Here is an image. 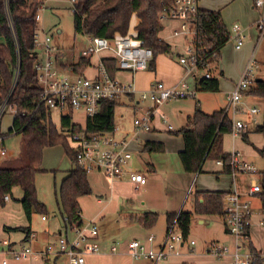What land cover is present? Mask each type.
I'll list each match as a JSON object with an SVG mask.
<instances>
[{"label":"trees","instance_id":"trees-1","mask_svg":"<svg viewBox=\"0 0 264 264\" xmlns=\"http://www.w3.org/2000/svg\"><path fill=\"white\" fill-rule=\"evenodd\" d=\"M39 0H0V101L7 98L16 108L9 131L21 135L23 162L18 165H0V205L3 196L9 195L13 187H20L22 197L20 203L24 214L30 220L33 210L45 213L46 207L38 200L35 187V174L41 171L43 150L46 147L60 145L64 154L72 163L71 169L61 180L56 190L57 209L68 229L81 226L78 197L91 193L86 173L75 161V151L67 138L59 133L53 124L50 112L43 105L35 106L41 86L34 69L35 54L33 50L34 34L36 33L35 15ZM172 5V0H73L72 25L75 33L111 38L115 32L125 34L133 13L140 19L136 25L138 37L153 52L152 66L155 56L170 53L171 46L158 37L163 29L159 15ZM229 40V30L225 27L219 10L198 9L195 15V34L192 47L198 57L197 69H205L220 57V49ZM108 73L113 76L117 71L115 59H101ZM89 63V58L80 57L77 63L71 64L73 70L80 74ZM18 70V77L13 86V76ZM209 72H212L209 70ZM197 91H218V78H200L196 85ZM247 95L261 98L264 109V79L255 82L246 91ZM117 102L105 100L93 119H86L85 130L90 132H108L115 126V107ZM61 126L73 132H81L84 127L72 123L70 112L63 113ZM239 130L242 141L248 143L247 132ZM232 132L231 118L223 109L211 113L203 112L198 106L187 117L185 127L176 131L183 140V149L178 153L182 169L187 173L202 171L207 159L227 160L229 153L222 150V138ZM254 132L264 136V110L261 123L256 124ZM264 159V148H255ZM143 151L155 153L164 151L161 142L146 141ZM222 173L231 174L229 166L222 167ZM262 192L255 194L260 201L264 214V168L260 171ZM225 191L192 190L188 196L190 210L182 209L177 213L165 214L166 229L174 221L184 239L189 234L190 222L194 215L216 216L224 220L222 198ZM146 229H150L157 221L158 213L144 212L135 216ZM18 229V228H17ZM25 230L26 238L29 234ZM165 229V230H166ZM227 232V230H226ZM250 226L244 227L242 234L246 251L251 254L249 264H264V257L250 241Z\"/></svg>","mask_w":264,"mask_h":264},{"label":"built area","instance_id":"built-area-1","mask_svg":"<svg viewBox=\"0 0 264 264\" xmlns=\"http://www.w3.org/2000/svg\"><path fill=\"white\" fill-rule=\"evenodd\" d=\"M199 0H172V5L161 12L160 21H177V27L173 35L191 36V41L186 47L185 56L179 57V62L197 68L198 57L192 47L193 35L195 34V15L199 9ZM253 5L258 9V17L254 22L257 31L255 48L241 74L239 81L234 85L233 90L227 98V104L223 112L231 117L232 133L236 134L244 129L246 124L236 119L235 116L244 112L249 113L256 122L255 117L262 115L263 106L246 104L243 97L246 91L253 84L255 71L258 65L254 54L260 43H264V0H253ZM41 7L38 8L40 10ZM36 22L39 20V13L35 15ZM244 34L238 24H233L229 31V40H232L234 48L239 49L244 42ZM86 44L77 52V56L90 58L95 54L107 52L115 59L117 71L127 72L132 77L142 70H147L153 59L152 50L147 47L144 40L138 37L136 26L130 27L125 34L115 32L111 38H104L93 35H86ZM35 54L34 69L41 86L39 97L35 106L43 105L51 111L74 112L83 110L86 119H93L99 112L101 103L105 100L118 101L121 98L137 92L139 101H148L152 109L138 110L132 120V131L147 132L152 128L154 113L163 103L178 98L193 96V92L187 90L185 84L166 86L161 82H154L148 90L138 92L134 81L131 79L124 82L114 75L111 76L102 60L95 67L97 73L94 76L77 75L73 78L58 76L56 57L60 51L52 44L51 38L34 34L33 50ZM58 53V54H57ZM206 69V68H205ZM18 77V70L13 76V86ZM204 77L209 78L210 72L206 69ZM9 110L13 116L16 108L9 103L7 98L0 101V165L9 158L16 157L6 147V142L17 133L14 131L1 130V119ZM161 121L171 130L172 125L167 123L166 115L161 114ZM117 127L108 132H90L85 130L73 132L68 128L60 126L59 133L67 138L71 148L75 151V161L78 167L86 174L90 172L102 173L105 178L114 180L126 179L137 186L146 183V177L141 171L130 170L127 167L132 158L131 151L127 148L129 141L126 138L116 136ZM216 164L223 167L229 166L232 175L237 173L256 174L254 165L243 158L238 150L229 153L227 160L217 159ZM259 180L253 181L249 186L248 195L262 192L260 172ZM8 196L3 197V201ZM225 212V226L227 233L233 238V249L227 243L213 241L208 244L207 253L221 258L226 254L232 257V264H249V254L243 244L242 234L244 227L250 226L249 204L243 201L236 192L227 193L222 198ZM44 219V217H42ZM68 234L58 236L54 242L46 244L42 250V258L47 259L52 255H63L67 258L68 264H84L88 254L101 252L99 245L92 242L98 235V226L95 221L85 222L81 226L69 229ZM186 239L177 229L173 221L163 233L160 239L153 234L143 239H133L127 244V251L134 261L145 260L148 264H160L161 261L171 255H178L184 246ZM192 247L195 241H187ZM111 251H115L114 246ZM31 249L24 247L20 250H13L5 247L0 250V264H7L11 260H20L30 254ZM8 256V257H7ZM264 257V255H263Z\"/></svg>","mask_w":264,"mask_h":264},{"label":"crops","instance_id":"crops-1","mask_svg":"<svg viewBox=\"0 0 264 264\" xmlns=\"http://www.w3.org/2000/svg\"><path fill=\"white\" fill-rule=\"evenodd\" d=\"M231 1L233 0H199L198 6L200 9L219 10L221 13V10H224L225 6L229 4ZM243 8L245 9L244 14L249 15L250 20L247 26H242L239 24L238 25L240 26L244 34L245 37L244 42L245 40H247L246 42L249 51L252 48L253 43H256L257 31L254 26V22L256 21L259 12L258 9L254 7L253 0H245V5L243 6ZM139 21L140 19L136 16L135 13H133L129 21L128 30L130 29V27L136 26L139 23ZM165 22L168 23V27L164 26ZM162 24H163V29L159 32L158 37L171 46V52L160 53L156 55L151 67L149 64L147 70L138 71L133 77L129 73L122 71H116L114 73V76L124 82H127L132 79L134 81L135 88L138 92L148 90L154 82H161L166 86H173L176 84L183 83L186 85L187 90L193 92V96H191L190 98L191 100L183 101V103L174 106V110L170 112V116L166 115L167 113L165 110H163L164 108H162L160 111V108L162 106H159V108L157 109V111L154 113L153 116V120L151 123L152 128L150 131L147 132H138L137 134H135L132 131V126H133L132 123L128 121L124 113L119 114L117 122L115 120V126L117 127L116 136L118 138H126L129 141L127 148L131 151L132 158L129 160L127 167L130 170L141 171L146 177V183L144 185L136 187L134 183L129 182L126 179L114 180L113 182H111L107 180L102 173L99 172H92L91 179L88 177V173L86 174L89 186L91 188V193L88 195H83L78 197L77 201L79 204L80 216L83 223L95 221L98 225V235L94 239H91V241L96 242L99 245L101 252L95 254H88L85 258L84 264H148V262L145 260H138V261L132 260L127 251V244L131 240L133 239L144 240L148 235L151 234V232H149L151 231V228L146 229L140 222L137 221L135 216H138L139 214H142L144 212H156L158 213V217L160 219L161 217H163V222H162L163 227L161 229L160 235H158L159 233L152 232L153 234H155V237L158 240L163 236V233L165 232L166 229L165 214L167 212L177 213L180 210L185 209L188 196L192 192V190L225 191L226 194L236 192L243 201H246L249 204V209H250V234H249L250 241L254 246V248L264 255V218L262 217L264 216V214H262L261 212L260 201H259L260 214L255 215L252 213V208H251L252 203L250 199L256 195L255 194L248 195V190H246L245 187L243 186L244 181L240 179L241 175L239 176V173L234 175L222 173V167L217 164H216L217 168L211 171H209L210 169L207 168L205 169L204 172L201 171L197 173H187L182 169L178 153L184 147L183 140L180 135L171 134L175 131L176 128V125H174L175 126L174 127L171 122L174 121L178 125V127L176 128L177 130L185 127L187 124V117L193 113L196 106H198L205 113H211L216 110L224 109V107L227 104V98L231 93V91L233 90V87L230 88L228 91L223 92L224 101L222 103L212 105L213 102L215 101V95L218 94L219 92L221 93L219 80H218V91L216 92L197 91L195 85L197 81L204 76V74L198 75V72L196 70L197 68H192L189 65H184L179 62V57L185 56L186 47L189 45L190 42L189 43L186 42L185 40L186 36L184 35L181 34L177 36L173 35L172 32L177 27V21L165 20L162 21ZM165 28H167L169 32H167ZM43 35L45 34L41 33L40 36ZM80 36H81L80 47H83L86 44V39H85L86 35H80ZM179 49H184V53L182 55H177V57L175 58L174 54L176 51H179ZM63 55L64 54L60 52L56 57L57 71L60 72L61 70H65L67 73L63 75L68 76L70 78H73L77 75L94 76L97 73L95 67L97 66L99 61L104 57L111 56V54L107 52H103L101 54H95L91 56L89 58L88 65L84 67L82 73L78 74L73 70V68L70 65L77 63L79 57L74 54V56L70 60H68V62H66L61 60V57ZM248 60L247 61L246 59L243 60L241 64V69L243 68L244 61H246L247 64ZM257 65L259 66L258 63ZM210 74L212 76V73ZM256 78L259 77H255L254 80ZM137 95H138L137 92L134 94H129L128 96H125L116 102L131 108L132 114L134 115L140 109L141 110L152 109L153 106L151 105V103H149L148 101H144V102L139 101ZM243 101L249 105L250 104L259 105L260 102L258 100V97L250 96L247 94H245V96L243 97ZM167 102L163 103V105L167 104ZM208 103L211 104V107H207L209 106ZM63 113L64 112H57V111L50 112L51 120L53 115H56L59 118V124L58 126H56V129L61 126L60 119ZM161 114L166 115L167 123L172 125L171 130L167 129V125L161 121V117H160ZM71 115L72 112H70V119H71ZM235 118L239 119L240 121L246 124V127L242 131L245 130V132H247L249 142L246 143L242 141L241 137L240 139L243 144H245L248 147H251L252 149L251 150L248 149L249 154L245 155L244 154L245 152L243 153L242 150L243 144L236 143L235 141V138L239 134L238 133L234 134L231 132L230 134L232 136V142H233L232 148L230 147L231 150L224 148L223 139H222V150L225 153H230L233 150H238L245 160L253 163V161L249 159L252 158V156H256L258 154L255 151L254 147L258 149L264 148V136L254 132V127L257 124V120L256 122H253L252 121L253 117L249 113L244 112L239 115L237 114ZM85 123H86V119L84 124L82 125L78 123L75 124L84 127ZM259 123H261V120ZM11 124H12V119L10 125L7 126V128L3 131L8 130L11 127ZM146 141H155V142L163 143L164 151L155 152V153H147L143 151V146ZM43 154H44V150H43ZM20 155L22 156L21 151H20ZM64 156L70 162V160L66 157L65 154ZM15 158L14 157L9 158L3 163V165H11L12 162L15 160ZM176 159H178L177 163L179 161V164H176ZM204 164L203 167L205 166ZM71 167H72L71 162L69 166L66 165L64 167L63 169L64 173L60 179V182L65 177L67 172L71 169ZM40 168L42 170L38 171L36 174L47 171L55 172V169L49 170L45 167H40ZM53 190H54V197L57 208V200H56L57 188L54 187ZM7 196L8 199L3 201V205H5V203L9 201L11 197V195H7ZM21 197L22 194L19 195V198L17 200L20 201ZM85 201H91L90 204L88 203L86 204V209L84 205ZM85 210L89 213L85 214ZM57 212L60 214L58 209ZM194 216H195V223L197 224H206L208 223L209 220L212 219L211 216H197V215ZM42 217H44V219ZM61 218H62V223L56 224V227L51 228L50 226L47 225L44 228V232L42 235L44 244L41 247H36L35 245V248H32L28 246V248L31 249L30 254H28L26 258L21 259L14 264H50V263L58 264L60 262V258L62 257L66 258L63 255H52L47 259H44L42 258L41 255V252L45 248L46 244H48L49 242H54L57 240L58 236L68 234L70 232V230L66 227L62 216ZM40 219L42 221H47L45 215H41ZM161 221L162 220H160V222L158 223H161ZM220 221L223 225V232L226 237L224 239L226 240L221 241L218 239H209L204 242L203 246L195 250L194 246L192 247L188 246L187 241L189 239L187 238L184 246L181 248V252L178 255L168 256L166 259L161 261L160 264H201V263L232 264V257L230 254H226L225 256L218 258L207 253L208 244L213 241L227 243L228 246H230V248L233 249L232 248L233 238L226 232V226L224 220L220 218ZM114 223L117 224L116 227L112 225ZM1 225L4 230L8 229L9 231H13L9 229V226L11 227L19 226L22 228H28L29 230V234L26 238L25 230H21L18 228L17 229L18 231L23 232V237L21 238V240L18 241V243L12 242L10 240L7 241L8 244H6V246L9 247L10 249L20 250L24 247H27L24 245L23 242L27 241L29 243L33 238H36V234L33 230L30 229V226L24 227L26 225H22V224L8 226L5 223H2ZM120 225L121 227H125V229H127L128 231H131V234L128 237L130 239L128 241H125L126 237H123L122 234L118 233L120 229ZM51 229L53 230L52 232ZM54 229L57 230V233L54 232ZM2 233L6 234L5 231H2ZM8 234L10 233H7V236ZM50 236H53L54 238L52 237L53 239L49 240ZM194 245H196V242ZM113 246L115 248V251H111ZM3 248L5 247H1L0 250Z\"/></svg>","mask_w":264,"mask_h":264},{"label":"rangeland","instance_id":"rangeland-1","mask_svg":"<svg viewBox=\"0 0 264 264\" xmlns=\"http://www.w3.org/2000/svg\"><path fill=\"white\" fill-rule=\"evenodd\" d=\"M39 1H41V3L39 4L40 5L39 7L41 8L40 10H38L39 20L36 23V33L39 36L41 35V33L47 34L51 38L52 44L55 46V48H57L58 51L64 54L61 57V60L68 62V60H70L74 56V54L77 55V52L81 48L80 47L81 36L74 32L72 25L71 8L73 5V0H39ZM244 5H245V0H233L225 6L224 10H221V17L227 30L230 31V26L232 27L234 23H237L242 26H247L250 20V16L244 14L245 11V9L243 8ZM164 26L168 27V23L165 22ZM165 29L167 32H169L167 28ZM0 40H1L0 42L3 41L1 37ZM185 40L187 43H189L191 41V36H187ZM246 41L247 40H245L244 45L241 47V49L237 50L234 48L232 41L228 40L225 43V45L220 49V57L214 63L209 64L208 67L206 68L212 71L210 72L212 73V76L214 75L216 78H218L220 91H221V93L219 92L218 94L215 95V101L213 102L212 105L222 103L224 101L223 92H226L230 88L234 87V84H236L239 81L242 71L246 65V61L249 59V56L254 48V45L256 44L253 43L252 48L248 51L249 48ZM183 53H184V49H179V51L175 52L174 57L176 58L177 55H182ZM254 57L257 63L259 64L257 71L254 72L255 77L264 79V43H260V45L257 47L256 54ZM244 59H246V61H244L243 68L241 69V64ZM206 69H196V70L198 72V75H200V74H204ZM66 73L67 72L65 70H61L58 76L61 77L65 76L63 74ZM190 98L191 96L184 99L178 98L168 101L167 104L161 105L162 107L160 108V111L162 108H164L163 110H165L167 113L165 114L170 116V112L174 110V106L183 103V101H189L191 100ZM258 100L260 101L259 105L262 107L263 103L261 101V98H258ZM208 105L209 106L207 107H211L210 103H208ZM120 113H124L128 121L132 123L134 114H132L131 108H129L126 105L117 103L115 107L116 122ZM11 119H12V115L8 110L1 119V130H5L7 126L10 125ZM85 119L86 116L83 110L80 109L72 112L71 120L73 123H78L82 125L84 124ZM261 119H262V115L256 116L257 124L260 122ZM52 122L53 124H55V126H58L59 118L56 115H53ZM171 123L173 124V126L176 125V128L178 127V125L174 121H172ZM176 128L175 131L171 134H177L176 131H178L179 129L177 130ZM222 139H223L224 148L231 150L230 147L232 148V143H233L231 134L230 133L225 134ZM235 141L236 143L243 144L240 139V134L235 138ZM5 145L9 150H11L13 154H17L12 164L10 163L11 165H18L19 163L23 162L24 154L22 152L21 135L16 134L12 136L10 139L7 140ZM248 149L251 150L252 148L243 144L242 150L243 153L245 152L244 153L245 155L249 154ZM20 151L22 152V156L20 155ZM177 160L178 159H176V164H179V161L177 163ZM249 160L253 161V163L252 162L250 163L254 165L257 173L253 175L246 172L239 173V176L241 175L240 179L244 181L243 186L245 187L246 190H248V187L252 184L253 181L259 180L258 171H261L264 168V160L258 154L256 156H252V158H250ZM215 161L216 160L214 159H207L204 164L205 166L202 168V171L204 172L205 169L207 168L210 169L209 171L217 168ZM69 164L70 162L65 158L63 148L60 145H55L44 149L41 167H45L49 170L55 169V172L47 171L36 174L35 186H36V192L38 194L37 195L38 200L44 205H46L45 207L47 208L46 209L47 211L45 213H40L33 210L30 220H28L24 214L20 201L17 200L19 198V195L22 194L21 193L22 191L18 186L13 187L11 193L9 194L11 195L9 201H7L5 205H0V248L7 247L6 244H8L7 241L9 240L18 243V241L21 240V238L23 237V232L17 230V228H22V227L19 226L11 227L9 225L22 224V225H26L24 227L30 226V229L35 232L36 238H33L29 243L27 241L23 243L27 247L29 246L35 248V245L36 247H41L44 244L42 235L44 232V228L47 225L50 226L51 228H54L56 227V224L62 223L61 215L57 212L53 189L54 187L58 189L60 179L64 173L63 169L66 165L69 166ZM91 174L92 172L88 173V177L90 179L92 178ZM250 200L252 203L251 204L252 213L255 215L260 214L259 199L256 196H254ZM87 203L90 204L91 201H85L84 203L85 209ZM185 209L190 210L188 199L186 202ZM88 213L89 212L85 210V214ZM41 215H45L47 221H42L40 219ZM262 217L264 218V216ZM211 218L212 219L209 220L208 223L206 224H197L195 223V216L192 218L190 222L189 234L187 238L189 240L190 239L195 240L196 242V245H194L195 250L203 246L204 242L209 239H218L221 241L226 240L224 239L226 237L223 232V225L220 221V218L216 216H211ZM160 220H162L161 223H158L160 222ZM162 222H163V217H161V219L158 217L156 223L149 232H151V234H153L152 232H156L159 233L158 235H160L161 229L163 227ZM2 223L7 224L9 226V229L13 231H9L8 229L4 230L1 225ZM112 225H114V227L117 226V224L115 223ZM2 231H5L6 234L2 233ZM52 231L53 230L51 229V232ZM54 232L57 233V230L54 229ZM7 233L10 234H8L7 236ZM118 233L122 234L123 237H126L125 241H128L130 239L128 237L131 234V231H128L127 229H125V227H121V225ZM153 235L155 236V234ZM52 237L53 236H50L49 240H52L54 238ZM17 261L10 259L7 264H14L17 263ZM58 264H68L67 258L64 257L60 258V262ZM201 264H206V263H201Z\"/></svg>","mask_w":264,"mask_h":264},{"label":"water","instance_id":"water-1","mask_svg":"<svg viewBox=\"0 0 264 264\" xmlns=\"http://www.w3.org/2000/svg\"><path fill=\"white\" fill-rule=\"evenodd\" d=\"M262 79L261 78H256L255 79V82H257V81H261Z\"/></svg>","mask_w":264,"mask_h":264}]
</instances>
